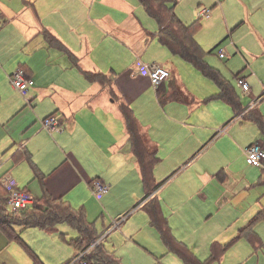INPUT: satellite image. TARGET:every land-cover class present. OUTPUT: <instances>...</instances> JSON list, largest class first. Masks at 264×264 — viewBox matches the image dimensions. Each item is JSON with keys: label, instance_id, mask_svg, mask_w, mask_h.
Listing matches in <instances>:
<instances>
[{"label": "crops", "instance_id": "1", "mask_svg": "<svg viewBox=\"0 0 264 264\" xmlns=\"http://www.w3.org/2000/svg\"><path fill=\"white\" fill-rule=\"evenodd\" d=\"M167 6L183 25H195L194 40L205 60L215 53L221 60L230 58L231 68L238 67L234 79L237 82L240 76L250 85L245 94L237 84L242 105L249 110L257 101L251 110L258 109L264 119V0H171ZM206 7L212 10L209 17L195 16L197 9ZM159 31V23L139 0H0V86L12 90L9 80L18 69L35 83L29 97L13 92L16 98H5L0 104V186L5 190L1 180L11 176L25 193L29 187L42 196L43 184L35 179L27 160L31 156L54 199L63 198L74 209L87 211L85 205L77 204L95 200L91 185L101 180L109 190L96 200L118 202L127 195L126 199L135 203L133 208L139 207L123 217L126 219L119 226L136 213H145L148 221L143 220L139 231L149 233L158 245L160 233L142 206L157 197L174 245L201 264L213 256L221 261L227 250L221 243L230 241L229 234L223 235L221 243L212 238V246L202 257L198 238L189 242L177 231L183 243L173 229L185 221L195 227V234L208 239L213 232L198 227L208 208L219 206L222 210L238 187L264 182V168L249 165L245 157L250 145H264V136L253 121L235 117L230 105L206 101L218 87L214 82L211 88L206 85L194 65L190 72L205 86L198 91L190 87L182 64L187 61L160 42ZM46 33L65 50L52 46ZM228 40L224 53L219 48ZM137 60L161 65L170 72V79L156 89L138 74ZM214 68L231 79L226 73L229 68ZM84 72L105 77L91 82ZM181 75L191 92L182 84ZM125 109L134 116L148 153H155L152 169L156 188L149 197L131 144ZM52 115L62 122L61 131L51 133L44 128V120ZM173 165L181 169L155 178L157 167ZM249 195L242 193L235 206L242 205ZM257 208L244 216L239 233L252 223ZM217 218L222 221L216 226L227 222L222 213ZM248 232L245 242L254 253L263 252L264 241L253 226ZM135 237L138 245L150 246L141 236ZM106 247L116 253L114 246Z\"/></svg>", "mask_w": 264, "mask_h": 264}, {"label": "rangeland", "instance_id": "2", "mask_svg": "<svg viewBox=\"0 0 264 264\" xmlns=\"http://www.w3.org/2000/svg\"><path fill=\"white\" fill-rule=\"evenodd\" d=\"M206 8L209 10L211 9L209 7ZM198 11L199 9H197V13H195V16L197 17ZM229 44L230 40L225 41L219 49L226 53L225 51H227V46ZM206 61L209 64L211 62L212 65L214 64V67H219L222 70L229 68L226 73L228 74V77L231 78L230 80L234 86L238 89L236 79H234V75L238 67L231 68L229 66L230 58L221 60L218 55L214 53V55L206 58ZM182 64L184 65L183 72L187 80L190 82V87L194 88L196 91L202 90L205 83L203 81L196 80L195 76L190 72L191 68H194L193 65L185 61H183ZM202 77L206 81V85L210 88L215 86L213 81L203 75ZM180 79L183 81L182 84H185L186 88L189 90V87L184 82L185 79L183 75H181ZM10 83L11 80H9V84ZM11 86L13 91L8 88L3 89L0 86V104H2L5 98H16L14 97L13 92L17 93L16 96L19 95L21 98L24 97L12 83ZM253 126L256 130H258L255 125ZM216 131L217 130L214 132ZM247 136H250V133H248ZM244 168L245 167L243 166V169ZM175 169L177 171L181 169V167L176 165H173L172 168L166 166L165 168L158 169L157 167L155 171V178L158 179L160 176H162L161 178H164L174 172ZM181 172L182 171L179 173ZM173 180H176V177H173ZM25 189L30 193V195L40 198L41 194H36L37 191L33 188L28 187ZM260 189L262 191L256 194V192ZM244 192H248L250 195L243 199L242 205H238L236 207L235 201ZM166 193V190L163 191V197ZM171 194L172 193H169V195ZM92 195L95 200H91L87 203H78L77 205H85L87 207V211L84 212L88 221L95 225L98 235L108 236L107 238L105 237L106 245L115 247L116 255L121 260L122 264H175V260L178 264H184L176 255L169 252L160 238L159 244L157 245L149 233L139 231V229L143 227V220L145 219L148 221V219L145 218V213H136L124 225L119 227L115 225L117 220L128 216L137 207H139L137 206L133 208L135 203L127 200V195H123L122 198L124 199L118 202L107 200L98 202L96 200L97 197L94 194ZM196 200H198V198ZM226 203V207L222 210L219 206L209 207L203 221L198 224L199 229L206 230L208 228L211 232H213L208 239L204 240L200 237V235L195 234V227L185 221L180 223L176 230L173 229L174 235L183 243L185 242L177 237V231L186 237V241L191 242L193 238H198V253L200 256L204 257L207 253L208 247L210 249V245L212 246V238L217 237V241L220 242L219 240L227 233L230 235V241H227L225 244L220 242L222 246L227 247L226 252L224 253L221 261H214L211 264H264V251L254 253L252 246L245 242L247 239H238L240 233L239 230L237 231V228L243 227L242 225L244 220L242 219L245 215L252 212L254 208L258 207L250 219L253 220L256 219L259 212L264 209V186L258 185L257 180L247 188L238 187L236 189V193L233 192V195ZM218 213H222L225 217H227V222L221 227L214 225L217 222L222 221L217 218ZM253 229L254 231H257L264 241L263 217H258V219H256ZM137 235L145 239L150 246L138 245V240L135 237ZM77 236V231L65 223L58 225L56 230L53 231L42 230L40 228H30L22 231L23 245L18 241H9L7 236L0 230V264H34V258L31 256L25 245L28 246L30 250L44 262V264H66L76 255V247L71 243V241L76 239ZM151 253H153L152 256H148Z\"/></svg>", "mask_w": 264, "mask_h": 264}, {"label": "trees", "instance_id": "3", "mask_svg": "<svg viewBox=\"0 0 264 264\" xmlns=\"http://www.w3.org/2000/svg\"><path fill=\"white\" fill-rule=\"evenodd\" d=\"M150 17L154 18L160 26L159 39L160 42L167 46L174 55L182 57L187 62L194 65L201 71L203 75L211 79L218 87V92L206 101H223L230 105L235 113V117L240 116L247 108L243 107L241 95L232 81L225 78L222 73L209 65L205 60V54L201 47L194 40L195 25L185 26L176 17L167 3L171 0H139ZM46 37L52 46L61 50L65 47L51 34L46 33ZM89 81H98L105 77L93 73H83ZM240 77V76H239ZM237 77V79L239 78ZM264 97V95H263ZM262 98V97H261ZM260 98V99H261ZM127 125L131 133V144L137 158L141 163V170L145 187L148 195H152L156 186L153 178V159L155 153H148L144 147L141 135L136 126L134 116L128 109L124 110ZM234 117V118H235ZM247 120L253 121L260 129L264 136V119L258 109L248 111L245 115ZM31 156L27 158L34 174L41 184H43V192L36 206L29 207L18 212L10 211L8 207V193L0 186V230L4 233L9 241H18L24 245L22 240V231L30 228H40L42 230L53 231L60 224H67L78 233V237L73 239L71 243L76 247V252L83 251L94 244L103 236L98 232L93 223H90L83 210H76L70 204L65 202L63 198L54 199L45 188V176L41 173L36 164L31 160ZM264 184V182H261ZM259 183L260 185H262ZM144 209L149 213L151 224L155 227L161 236L165 246L173 253L178 254L187 264H201L195 258L189 255L181 246H175V239L171 233L167 220L163 217L162 211L158 204L157 197H153L142 204ZM264 218V211L258 215ZM258 217L256 219H258ZM254 219L251 224L240 231L238 239L249 236V228L253 226ZM19 228L20 230H17ZM31 256L34 258V264H44V262L33 253L28 246ZM91 264H122L115 251L109 250L104 242L92 247L87 255ZM219 256H213L212 259L203 264H211L217 261Z\"/></svg>", "mask_w": 264, "mask_h": 264}, {"label": "built area", "instance_id": "4", "mask_svg": "<svg viewBox=\"0 0 264 264\" xmlns=\"http://www.w3.org/2000/svg\"><path fill=\"white\" fill-rule=\"evenodd\" d=\"M211 13V10L207 8H200L198 15L199 18H205L209 17ZM222 57L225 56V54H221ZM135 67L137 69V72L139 75H141L144 78H148L152 85L158 89L165 85V83L170 79L171 74L170 72L158 64L153 65H147L141 60H137ZM11 83L13 86L24 96L29 97L30 91L35 85L34 80L28 76V74L22 70L18 69L15 71L11 77H10ZM238 86L243 90L245 94L249 93L250 85L246 81V79L239 77L237 79ZM257 101H253L251 105L249 106V110H251L253 107L256 106ZM249 110L244 111L239 118H242L245 116ZM43 126L46 130L49 132H56L61 131L62 129V122L57 118V116L52 115L48 118H46L43 122ZM246 157L247 162L249 165L257 167V168H264V145L260 142L254 143L250 145L246 149ZM0 165H1V159H0ZM1 185L4 187L5 191L8 193V207L10 211L18 212L21 210H25L29 207L36 206L39 202V199L25 193L19 188L18 183L15 179H13L11 176H7L3 180H1ZM92 193L97 198H102L109 190V186L105 185L101 180H95L92 182L91 185ZM126 218H122L118 221H116V226L118 227ZM120 223V224H119ZM106 236H102L95 244H99L104 240ZM90 248L78 251L76 255L71 259L67 264H91L88 261L87 255L89 254Z\"/></svg>", "mask_w": 264, "mask_h": 264}]
</instances>
